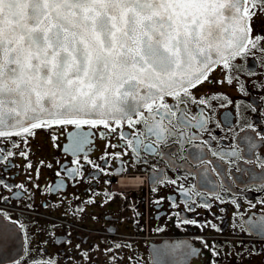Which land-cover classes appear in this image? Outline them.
<instances>
[{
  "label": "flooded vegetation",
  "instance_id": "obj_1",
  "mask_svg": "<svg viewBox=\"0 0 264 264\" xmlns=\"http://www.w3.org/2000/svg\"><path fill=\"white\" fill-rule=\"evenodd\" d=\"M250 27L264 37V12ZM229 63L194 90L206 102L187 105V126L177 111L176 136L143 138L139 154L86 125L36 129L26 144L13 137L18 147L0 138V264H264V235L248 223L264 218V52ZM76 132L91 143L73 155Z\"/></svg>",
  "mask_w": 264,
  "mask_h": 264
},
{
  "label": "snow or ice",
  "instance_id": "obj_2",
  "mask_svg": "<svg viewBox=\"0 0 264 264\" xmlns=\"http://www.w3.org/2000/svg\"><path fill=\"white\" fill-rule=\"evenodd\" d=\"M257 11L264 0H0V138L18 147L12 138L26 144L36 129L86 125L117 133L137 154L143 138L166 142L177 111L183 129L187 105L206 102L194 90L216 66L230 71V58L264 52L250 27ZM125 125L130 133L117 132ZM89 135L73 134V155ZM248 223L264 235V218Z\"/></svg>",
  "mask_w": 264,
  "mask_h": 264
},
{
  "label": "rangeland",
  "instance_id": "obj_3",
  "mask_svg": "<svg viewBox=\"0 0 264 264\" xmlns=\"http://www.w3.org/2000/svg\"><path fill=\"white\" fill-rule=\"evenodd\" d=\"M140 183H141V181H136V182H134L133 184L138 185V184H140Z\"/></svg>",
  "mask_w": 264,
  "mask_h": 264
}]
</instances>
